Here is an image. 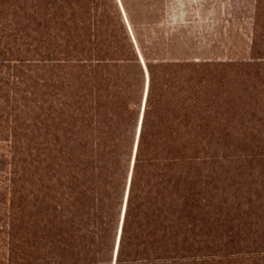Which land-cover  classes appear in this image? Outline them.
<instances>
[{
	"label": "trees",
	"instance_id": "1",
	"mask_svg": "<svg viewBox=\"0 0 264 264\" xmlns=\"http://www.w3.org/2000/svg\"><path fill=\"white\" fill-rule=\"evenodd\" d=\"M261 38L167 60L123 0H0V264H264Z\"/></svg>",
	"mask_w": 264,
	"mask_h": 264
},
{
	"label": "rangeland",
	"instance_id": "2",
	"mask_svg": "<svg viewBox=\"0 0 264 264\" xmlns=\"http://www.w3.org/2000/svg\"><path fill=\"white\" fill-rule=\"evenodd\" d=\"M134 30L149 56L163 59L244 63L253 55V34L261 35L264 54V0H123ZM143 24L145 26L143 27ZM158 24V25H156ZM156 53V54H155ZM264 80V74L261 73ZM260 91H264L261 87ZM235 94L232 93L231 96ZM259 101L264 98L261 92ZM232 113L264 114V106L240 108ZM246 127L253 126L245 124ZM214 127L240 128L232 121Z\"/></svg>",
	"mask_w": 264,
	"mask_h": 264
},
{
	"label": "water",
	"instance_id": "3",
	"mask_svg": "<svg viewBox=\"0 0 264 264\" xmlns=\"http://www.w3.org/2000/svg\"><path fill=\"white\" fill-rule=\"evenodd\" d=\"M123 17H124L125 21H127L124 12H123ZM141 61H142V58H141ZM145 92H146V89H145ZM123 208H124V206H123ZM117 241H118V237H117ZM116 251H117V242H116V245H115L114 258L116 257Z\"/></svg>",
	"mask_w": 264,
	"mask_h": 264
},
{
	"label": "crops",
	"instance_id": "4",
	"mask_svg": "<svg viewBox=\"0 0 264 264\" xmlns=\"http://www.w3.org/2000/svg\"><path fill=\"white\" fill-rule=\"evenodd\" d=\"M195 61H200V60H195ZM207 62V61H206Z\"/></svg>",
	"mask_w": 264,
	"mask_h": 264
}]
</instances>
